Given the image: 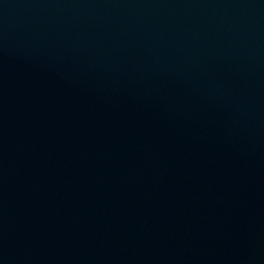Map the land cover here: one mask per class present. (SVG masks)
Instances as JSON below:
<instances>
[{"label":"water","instance_id":"water-1","mask_svg":"<svg viewBox=\"0 0 264 264\" xmlns=\"http://www.w3.org/2000/svg\"><path fill=\"white\" fill-rule=\"evenodd\" d=\"M0 264H264V0H0Z\"/></svg>","mask_w":264,"mask_h":264}]
</instances>
